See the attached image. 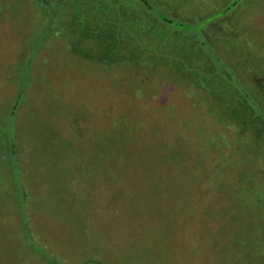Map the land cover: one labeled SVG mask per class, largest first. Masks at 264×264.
I'll list each match as a JSON object with an SVG mask.
<instances>
[{
    "label": "rangeland",
    "instance_id": "obj_1",
    "mask_svg": "<svg viewBox=\"0 0 264 264\" xmlns=\"http://www.w3.org/2000/svg\"><path fill=\"white\" fill-rule=\"evenodd\" d=\"M0 264H264V0H0Z\"/></svg>",
    "mask_w": 264,
    "mask_h": 264
},
{
    "label": "trees",
    "instance_id": "obj_2",
    "mask_svg": "<svg viewBox=\"0 0 264 264\" xmlns=\"http://www.w3.org/2000/svg\"><path fill=\"white\" fill-rule=\"evenodd\" d=\"M141 1H143V0H141ZM140 4L143 5V6H142L143 9H146V8H147V9L150 11V13L152 12V8L149 9L150 6H149L147 3L144 2V3H140ZM150 13H149V14H150ZM153 16H155L156 18H158L156 13H153ZM158 16H159V15H158ZM159 19H160L162 22H164V23L172 24L171 22H168V21L166 20L167 18L164 19V16H163V15H160V16H159ZM181 25H182L181 22H179V23H176L174 26H175V27H181Z\"/></svg>",
    "mask_w": 264,
    "mask_h": 264
},
{
    "label": "crops",
    "instance_id": "obj_3",
    "mask_svg": "<svg viewBox=\"0 0 264 264\" xmlns=\"http://www.w3.org/2000/svg\"><path fill=\"white\" fill-rule=\"evenodd\" d=\"M37 261V260H36ZM38 262H40L41 263V258L38 260Z\"/></svg>",
    "mask_w": 264,
    "mask_h": 264
}]
</instances>
